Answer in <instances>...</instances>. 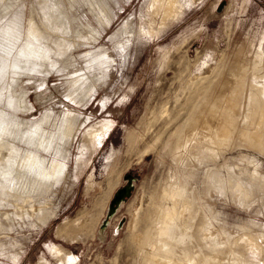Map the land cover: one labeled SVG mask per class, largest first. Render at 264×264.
<instances>
[{"label": "rangeland", "instance_id": "obj_1", "mask_svg": "<svg viewBox=\"0 0 264 264\" xmlns=\"http://www.w3.org/2000/svg\"><path fill=\"white\" fill-rule=\"evenodd\" d=\"M44 1L0 0V12L6 10L0 26L18 17L23 31L39 28L61 48L69 45L58 59L64 69L26 74L14 84L10 60L1 56L0 86L18 101L25 95L30 105L2 107L27 123L20 131L49 116V139L66 113L77 117L50 151L39 149L48 168L54 160L64 167L51 176L32 169L31 178L44 183L31 203H22L27 213L16 214L15 193L24 191L18 182L9 192L0 188V218L15 213L2 218L0 264H70L52 246L71 253V264H148L164 255L211 264V252L221 264L231 258L264 264V152L240 130L252 83L264 86V0H179L174 15L165 14L166 0ZM50 4L60 8L65 24L56 33L45 21ZM90 67L97 88L78 103L70 96L78 86L71 75H91ZM226 132L231 139L219 141ZM127 173L137 177L133 195L102 231ZM179 190L177 210H183V198L195 202L191 223L175 216L167 250H156L161 211L174 208L169 196ZM33 204L45 223L38 222ZM249 234L256 240L243 241Z\"/></svg>", "mask_w": 264, "mask_h": 264}, {"label": "bare ground", "instance_id": "obj_2", "mask_svg": "<svg viewBox=\"0 0 264 264\" xmlns=\"http://www.w3.org/2000/svg\"><path fill=\"white\" fill-rule=\"evenodd\" d=\"M42 1H44V0H41V2ZM164 1H162V4L164 3ZM44 2H43V4H44ZM54 2H52V3H54ZM179 4H180L179 0H166L165 14L166 15H174L179 10V8H178ZM92 6H94V5H92ZM46 11H47V18L45 19V21L48 25V30L50 29L51 31L56 33V32H59V30L62 27L65 28V26H63L65 24H62L63 20L61 18V11H60V8L58 6H56L55 4H50L49 7L46 8ZM4 14H6V10H3L2 12H0V19L2 17H4L3 16ZM44 14H45V12H44ZM17 18L11 20L8 24L0 26V58H2L3 56H6L10 60V67L8 68L7 72H10V74L12 71L15 72L11 81L15 84V81L18 77L26 75V74L27 75L41 74V73L42 74H49L50 72H53V71L60 72L61 70H63L64 66H61L59 64L58 59L61 57V56L59 57V55L61 53L63 54V52L66 51V49L68 48L69 45H67L64 48H61L60 47L61 46L60 41L58 39L54 40V41L49 40V38L47 39V36H46L47 33L42 29L39 30V28L35 32H33V30L29 31V32L23 31V29H22L23 26L21 25L20 22H18ZM33 27H34V22H33ZM45 41L48 43V45H45ZM64 44L65 43H63V45ZM1 61H0V65H2V66H0V75H3L4 70H1V68L4 69V63L1 64ZM79 72H81V71H79ZM79 72L77 71L71 75L72 76L71 78L75 77V80H74L75 85L76 86L78 85V86L77 87L75 86L76 88L73 91L74 95H70V96L73 97L74 101L81 103V102L85 101V97H83V96H90V95L94 96L97 85L94 84L92 79L96 78L97 73L93 69H91V67L88 71L89 74H91V75H88L87 72H84V73L79 75ZM76 74H78V75H76ZM252 87H253V88H251L252 92L250 91L252 93V95L249 96V103H248L249 110H248V113H246V118H245L246 126L244 125V127H242V129H240V130H241V134L245 137V139L247 140L248 143H250L254 148H257L258 150H262L264 152V86H259V84L255 85L254 83H252ZM237 89L240 90L239 88H237ZM10 91L11 90H8L7 93ZM25 97L26 96L22 94L21 100L18 101V98H16V97L14 98L13 95H7L5 93V90L0 86V188L3 189L2 191L7 190L9 192L11 189H15L14 187L13 188H11V187L14 186V182L16 181V182H18L19 186H21L20 188L24 189V191L22 193H20V195H19V192L21 191L20 188H18V189H20V191L18 193H15V194H17L16 195L17 198L15 200V206L14 207L17 211L16 214H18V215L21 213V212L19 213V211L24 208L22 203H26V204L31 203V201H33L32 199L34 197V195H32V192L34 193L37 190H39V188L41 189L43 186V183H44L42 178H39V179L31 178V177H33V173H34L32 169L37 168L36 170L39 171V174L40 173H41V175L49 174L51 176L53 174V172H55V169L57 167H59V168L64 167V164L62 162L54 160L52 162V164L50 165V167L48 168L46 165L47 158L44 155H42V153L39 152V149L44 148L45 150L50 151L52 149V145L54 143L59 141L63 136L68 135V132L72 128L74 119L77 117V115L74 113H70V112L66 113L64 116L65 119H64V121H62L63 124L60 126V128L58 130H56L53 133L51 132L52 134H51L50 139L48 138L49 136H46L47 130L44 128V124L49 122V118H50L49 116L42 118V120L39 121L38 123L35 122L32 125V128L34 126V129H28V131H26V130L20 131L19 130V128L21 127L20 125L25 126L27 123H25V121L19 122L18 118H16V115L9 113V111H6V109H4L2 107V105L7 106L8 108H11L13 110H18L19 108H20V110H22L21 109L22 106H25V107L30 106L27 98H25ZM237 97H239V96H237ZM232 103H234V102H232ZM240 104H241V102H240ZM240 104H239V106H240ZM229 105H231V104H229ZM237 108H236V110H237ZM226 110H227V108H226ZM243 110H244V108H243ZM12 112H14V111H12ZM230 113H233V112H230ZM235 114H238V113H235ZM229 122L227 123L228 125H229ZM233 125H235V124H233ZM227 127H229V126H227ZM22 128H23V126H22ZM105 128H107V126ZM232 128H234V127H232ZM94 131L95 130L90 129L88 131V133L90 135H93ZM231 131H233V130H231ZM193 133L194 132H192L188 136L189 141H190V139L193 138ZM194 134H196V133H194ZM215 136H217V135L215 134ZM218 138L219 137H217V139ZM219 139H220L219 141L227 143L231 139V135L228 132H226ZM22 144H28V147L26 149H24V148H22V146H20ZM60 147H61V145H60ZM31 179H34V180H31ZM30 181H32V182L30 183ZM47 183L48 182H46V184ZM17 185L15 187H17ZM8 192H6V193H8ZM12 192L10 194H12ZM1 193H5V192H1ZM8 195H9V193H8ZM166 195H168V193ZM169 197L174 202V208L171 210L170 209H167V210L163 209L161 211L160 216L163 219L164 225L162 224L163 226L158 228V230L156 232L157 237L155 238V240H153L155 247H157L156 250L157 249L167 250L166 240L169 239L168 236L170 235V234H168V231H170L169 229L172 225V222L176 218L175 216H178L184 223L186 222L188 224V223H191V219H192L193 214H194V213L191 214L192 213L191 210L189 212V206H191V205L194 206V203H195L192 198H183L184 199V203H183L184 206L182 208L183 210H181V211L177 210V205H178V203H180L179 201L182 198L181 190L173 192L171 194V196H169ZM1 205H2V203H1ZM31 207L32 208L34 207V209H35L34 213L37 214L38 222L39 223H42V222L45 223L46 220L43 218L45 216H43L41 219V213L43 214V212H41V208L37 209L34 204L31 205ZM191 209H193V208H191ZM13 213L14 212H12V213L3 212V213H1V215H2V218H5V220H7L8 218L10 219V215H12ZM22 213H23V211H22ZM25 213H27L26 209H25ZM32 216H34V214ZM47 217H46V219H47ZM2 218H0V230L3 228V226H5V223H3L4 219H2ZM186 228H187V225H186ZM162 236L165 237V239H160V238H162ZM242 239L245 242L247 241V243L249 241H253V240L255 241L256 240L255 236H251L250 234L244 235L242 237ZM52 247L53 248L51 250L55 254V256L64 260L63 263H65V260H66L71 264V261H73V255L71 253H66L67 252L66 250H65L66 251L65 252L63 250V248H60L58 246H52ZM168 247H169V245H168ZM162 250H160V251H162ZM169 253L167 254V256L169 255ZM213 253L214 254H212V252H211V255H208L207 261L211 264H221V262H220L221 256L219 258L218 257L219 254H217L215 252H213ZM164 257H165V255H164ZM164 257H161L162 258L161 261L160 260L154 261L155 259L152 260L151 258H149L150 260H149L148 264H201V263L197 262V258L195 256L188 257V259H185V260L179 261V262L173 260L172 258H171V260L170 259H164ZM238 257H239V260L242 259V257H240V256H238ZM231 259L229 260L228 264H241L240 261L235 263L234 260L233 259L231 260Z\"/></svg>", "mask_w": 264, "mask_h": 264}, {"label": "water", "instance_id": "obj_3", "mask_svg": "<svg viewBox=\"0 0 264 264\" xmlns=\"http://www.w3.org/2000/svg\"><path fill=\"white\" fill-rule=\"evenodd\" d=\"M124 180L126 181V184L120 187L114 193V197L110 202L106 217L103 220L102 225H101L102 231H104L109 226L110 220L115 215H117V213L120 211L123 204L127 202L128 199H130L133 195V191L135 190V187H136L135 181L137 180V177L133 176L132 173H127L124 176ZM124 222H125V219H122L119 222L117 226V231L123 227Z\"/></svg>", "mask_w": 264, "mask_h": 264}, {"label": "flooded vegetation", "instance_id": "obj_4", "mask_svg": "<svg viewBox=\"0 0 264 264\" xmlns=\"http://www.w3.org/2000/svg\"><path fill=\"white\" fill-rule=\"evenodd\" d=\"M133 176H135L134 174H132Z\"/></svg>", "mask_w": 264, "mask_h": 264}]
</instances>
